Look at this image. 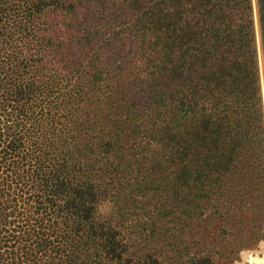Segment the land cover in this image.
<instances>
[{
    "label": "trees",
    "instance_id": "1",
    "mask_svg": "<svg viewBox=\"0 0 264 264\" xmlns=\"http://www.w3.org/2000/svg\"><path fill=\"white\" fill-rule=\"evenodd\" d=\"M261 243L252 0H0V264H242Z\"/></svg>",
    "mask_w": 264,
    "mask_h": 264
},
{
    "label": "rangeland",
    "instance_id": "2",
    "mask_svg": "<svg viewBox=\"0 0 264 264\" xmlns=\"http://www.w3.org/2000/svg\"><path fill=\"white\" fill-rule=\"evenodd\" d=\"M253 4V9H254V16L256 15L255 19V27H256V41H257V51H258V65H259V72H260V80L261 76L263 74L264 77V64H263V55H262V46H261V37H260V30H259V23H258V14H257V0H252ZM263 77L261 81V93H262V103H263V113H264V88H263ZM249 256H258L260 258H263L264 256V243H261L260 247L253 251H247L244 252V255L242 257V264H254L250 263L248 261ZM264 264V262H263Z\"/></svg>",
    "mask_w": 264,
    "mask_h": 264
},
{
    "label": "clouds",
    "instance_id": "3",
    "mask_svg": "<svg viewBox=\"0 0 264 264\" xmlns=\"http://www.w3.org/2000/svg\"><path fill=\"white\" fill-rule=\"evenodd\" d=\"M111 210H112V206L110 204H108V203L102 204L99 207V209H98L99 213L105 214V215H107L108 213H110Z\"/></svg>",
    "mask_w": 264,
    "mask_h": 264
},
{
    "label": "water",
    "instance_id": "4",
    "mask_svg": "<svg viewBox=\"0 0 264 264\" xmlns=\"http://www.w3.org/2000/svg\"><path fill=\"white\" fill-rule=\"evenodd\" d=\"M254 4V3H253ZM255 14V13H254ZM255 19H256V15H255ZM255 24H256V22H255ZM262 77H263V74H262V76H261V81H262ZM263 83H264V77H263Z\"/></svg>",
    "mask_w": 264,
    "mask_h": 264
}]
</instances>
